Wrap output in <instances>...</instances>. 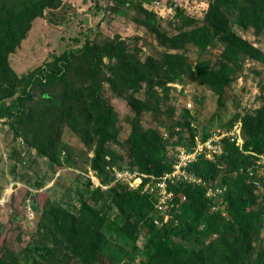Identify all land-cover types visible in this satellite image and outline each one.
I'll use <instances>...</instances> for the list:
<instances>
[{"label":"rangeland","instance_id":"rangeland-1","mask_svg":"<svg viewBox=\"0 0 264 264\" xmlns=\"http://www.w3.org/2000/svg\"><path fill=\"white\" fill-rule=\"evenodd\" d=\"M214 2L50 0L32 22L7 56L14 73L25 79L61 54L92 46L103 58L98 84L117 127L114 138L101 139L104 149L96 168L99 138L68 123L69 111L81 103L79 93L95 82L86 58L71 69L74 88L60 103L65 113L40 106L48 91L44 86L34 94L36 104L30 102L32 121H18L12 108L16 96L0 95V264H88L80 255L82 243L77 240L74 248L68 238L78 229L100 231L106 264H202L203 257L209 264H264V182L244 197L246 205L226 199L225 193L243 181V169L230 171L225 144L220 157L207 152L197 158L214 164L209 178L190 169L187 175L194 182L170 186V206L164 205L156 186L174 170L177 149H193L237 123L243 128L244 118L264 107V27L259 32L242 27L238 8L226 10L230 32L259 55L229 47L220 37L204 49L190 41ZM53 91L62 94V86ZM42 111L52 113L47 125L36 123ZM133 125L150 137L159 136L161 148L172 157L170 171L150 174L134 165L129 143ZM45 142L53 154L36 147ZM160 163L165 161L149 166ZM140 178L144 187L130 188L142 186ZM131 189L145 200L144 213L117 196ZM189 190L205 191L208 200L197 220L189 215L199 207L190 206L186 215L181 210L190 203ZM245 209L255 222L241 240L238 221ZM147 219L158 227L174 226L167 232L162 258H156V247L150 244ZM128 222L134 225L126 226Z\"/></svg>","mask_w":264,"mask_h":264},{"label":"trees","instance_id":"trees-1","mask_svg":"<svg viewBox=\"0 0 264 264\" xmlns=\"http://www.w3.org/2000/svg\"><path fill=\"white\" fill-rule=\"evenodd\" d=\"M49 5H51L50 0H0V95L4 98L16 96L12 108H16L17 114L15 116L18 121L25 119L32 121L35 114L31 113L30 102L36 104L34 94L44 86L48 91H45L40 97L39 101L42 103L40 106L45 107L47 105L48 109L54 106L59 110L61 109V113H65L63 110L64 106L60 105V103L64 97L71 96V91L69 90L74 88L70 82L71 69L79 58L88 59L90 63V74L95 82L93 88L91 85V88H88L89 90L84 91L82 94L79 93L82 96L81 103H78L76 108L72 107V112L69 111L68 123L74 128L76 126H82L79 130L81 133L85 135H91L90 133H93L99 138L98 149L96 150L97 168L102 157L101 149H104V145L100 141L104 138L110 139L113 137L117 127V121L114 118L111 108L107 106L103 95H101V88L98 84V78L101 75V63L103 62L102 56L95 52L92 46H86L83 50L70 51L69 53L59 55L54 61L38 67L25 79L19 78L7 61V56L23 39L26 32L30 29L32 22L42 15L44 9ZM235 8H238L239 14L236 18L242 27L255 28L257 32L264 27V0H215L206 15V22L190 37V41L194 46L198 49H204L213 37H220L223 38L229 47L239 48L252 55H259L260 52L258 50L251 48L244 40L230 32L226 10H233ZM59 85L62 86V94L53 91ZM14 109L10 110L11 114L14 112ZM50 111L52 113L54 112L52 110ZM50 111H42L43 114L36 117L39 118L36 123H45L47 125L52 120V113ZM0 115H2L1 112ZM242 136L244 138L242 149L233 143L225 142V156H227V159H230L229 165L231 172L247 169L253 162V153H260L264 150V107L255 115H247L244 118ZM89 138L92 139L91 137ZM129 143L134 154V165L140 167L142 171L160 175L163 169H167V171L171 170L172 166L169 162L172 157L166 149L161 148L162 144L158 135L153 134L150 137L143 133L136 125H133L129 136ZM36 147L49 155L53 154L52 145L49 143H40ZM159 159L164 160L165 164L160 163L158 166H149L152 163L155 164ZM190 169L194 170L197 174L209 178L214 169V164L199 160ZM246 176L247 174L242 172L241 177L243 181L237 182L232 187V191L225 193L226 199H231L233 204L240 206L246 205L247 203L244 202V197L249 196L254 191L255 186L247 182ZM133 190L137 191V189ZM135 191L131 189L129 192L124 193L123 196H121V193L117 196L124 199L128 198V204H131L132 209L136 213H144L145 200L139 198ZM188 194L190 196V203L184 204L181 210L186 215L188 214L190 206L193 208L199 207L194 208V210L192 209L189 215L191 220H197L202 215V207L208 203V200L205 199V191L197 192L195 190L192 192L189 190ZM242 215L244 218L238 221L240 227L238 232L241 240L247 238L249 233L253 231L255 222V218L252 215L250 216L248 210L245 209L242 211ZM145 224L148 225L150 244L156 247V258H162L164 255L162 252L166 251L164 241L167 232L174 226L163 225L162 227H158L151 219H147ZM131 225L134 224L131 222L126 223V226ZM68 235L69 241L71 240L74 244L77 240L82 243L83 252L80 255L87 258L86 262L88 264H106L100 249L101 234L98 229L96 232H91L86 229L79 232L78 229L77 231L70 232ZM72 242L70 243L73 245ZM73 246L75 248L76 244ZM78 248L76 249L77 251ZM204 258L206 257H203V260L200 259V262L202 264H209ZM150 264L153 263L150 262Z\"/></svg>","mask_w":264,"mask_h":264},{"label":"built area","instance_id":"built-area-1","mask_svg":"<svg viewBox=\"0 0 264 264\" xmlns=\"http://www.w3.org/2000/svg\"><path fill=\"white\" fill-rule=\"evenodd\" d=\"M231 131H217L213 135L203 142V144H197L193 149L185 150V149H177L179 151L178 155L174 157L173 168L174 170L170 173H165L163 177H161V182L157 181V188L159 193L164 197L163 203L164 205H169L172 199V192H170V186L175 185L176 183H188L191 184L195 180L192 176L187 175V171L190 170V167L197 162V158L201 157V155L208 153L216 154V157H220L224 154V146L225 142H234L236 146L242 149L244 145V138L242 136V127L241 123L235 124ZM253 162L247 169L243 170L247 174L249 179V183L253 184L254 186L261 187V183L264 182V150L260 153H253ZM141 179L142 186H135L130 185L133 189H139L140 187H144L143 179ZM200 182V181H199ZM148 187V184L145 186ZM212 193L221 194L222 189L218 188L217 192L216 189H210ZM209 194V193H208ZM172 199V200H171ZM167 206V207H168ZM171 208H174L173 205ZM163 208L159 209L161 213ZM163 212V217L167 220V215Z\"/></svg>","mask_w":264,"mask_h":264}]
</instances>
